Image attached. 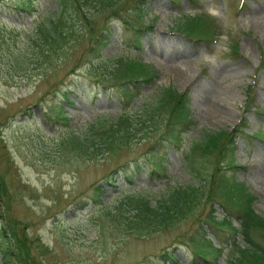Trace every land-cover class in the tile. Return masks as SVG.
<instances>
[{"label":"rangeland","instance_id":"obj_1","mask_svg":"<svg viewBox=\"0 0 264 264\" xmlns=\"http://www.w3.org/2000/svg\"><path fill=\"white\" fill-rule=\"evenodd\" d=\"M39 3L40 11L32 17L0 18V229L5 227L14 242L17 236L20 241L27 238L26 251L15 243L16 264H161L160 254L174 248L176 260L168 264H191L190 248L176 243L191 219L137 235L126 225V215L116 209L123 198L118 194L137 190L158 196L168 181L191 183L183 151L204 131L231 130L240 120L245 121V134L235 137V159L242 166L235 178L257 196L254 208L264 216V137L255 135L264 136V0H150L148 18L155 25L141 37L140 49L134 32L114 22V34L100 57L87 63L72 60L86 46L80 42L67 65L60 61L63 50L45 62L32 46L26 48L25 30L56 10L51 0ZM196 12L210 13L221 24L223 34L214 43H196L174 30L180 19ZM135 56L159 73L155 83L144 87L143 96L160 86L188 90L196 124L183 147L168 152L167 179L143 174L126 183L119 177L111 187L102 177L114 160L132 157L143 146L124 148L104 160L80 158L63 149L61 141L69 127L81 132L98 119L119 114L114 88L101 87L102 74L117 68L121 59ZM76 64L78 69L70 73ZM71 78L76 83L73 92L61 83L65 80L72 87ZM64 91L71 102L63 100ZM61 100L70 116L67 124L48 112ZM141 101L134 99L131 110ZM96 181L105 185L102 202L93 198ZM216 211L222 215L223 209L216 205ZM225 254L218 264H227Z\"/></svg>","mask_w":264,"mask_h":264},{"label":"trees","instance_id":"obj_2","mask_svg":"<svg viewBox=\"0 0 264 264\" xmlns=\"http://www.w3.org/2000/svg\"><path fill=\"white\" fill-rule=\"evenodd\" d=\"M51 1L56 10L42 15L40 20L33 21L31 29L25 30L26 48L32 46L36 57L45 58V62H49L52 53L63 50L60 61L67 65L71 52L80 42H86V46L80 54L77 55L76 51L72 60L87 63L100 57L113 36L114 22L134 31L136 43L144 31L154 27V22L145 20L149 0ZM39 10V0H0V18L8 15L24 19L25 13L32 17ZM175 30L196 43H212L223 32L216 19L201 13L180 19ZM137 47L140 49L139 44ZM233 48L237 49V45ZM116 65L117 68L102 74L101 87L105 90L114 88L113 97L121 106L119 114L98 119L81 132L69 127L61 146L80 158L98 159L102 156L104 160L115 158L124 148L143 146L144 151L142 148L132 157L114 160L115 165L102 177V181L111 187L119 177L126 183H134V177L143 174L166 178L164 162L168 152L181 149L186 134L195 125L189 107V92L170 85L160 86L132 111L130 106L134 99L143 95L144 87L158 78L157 70L139 57L122 59ZM77 67L78 64L74 65L70 73H74ZM70 82L72 87L65 80L61 83L73 92L76 83L73 78ZM62 95L65 102H71L67 91ZM63 100L50 105L48 112L57 121L67 124L70 116ZM240 134H245L244 120L231 130L204 131L202 138L192 142L183 151L187 169L193 176L191 183L179 185L168 181L158 196L137 190L120 192L118 195L123 198L116 209L126 215L125 223L129 229L137 235L147 236L191 219L189 228L176 240V243L190 248L191 264H204L203 261L218 264L226 249L227 264H264V216L254 208L257 196L235 178L236 171L242 167L235 159V137ZM255 135L264 137L260 132ZM93 189L94 200L102 202L100 196L106 191L105 185L96 181ZM216 205L223 209L222 215L217 214ZM211 236L220 247L215 245ZM26 241V237L20 241L17 236L14 242L2 227L0 252L3 263L16 264L15 243L21 251H26ZM210 255L215 258L210 259ZM160 258L161 264L176 260L175 248L161 253Z\"/></svg>","mask_w":264,"mask_h":264},{"label":"bare ground","instance_id":"obj_3","mask_svg":"<svg viewBox=\"0 0 264 264\" xmlns=\"http://www.w3.org/2000/svg\"><path fill=\"white\" fill-rule=\"evenodd\" d=\"M176 70V69H175Z\"/></svg>","mask_w":264,"mask_h":264}]
</instances>
